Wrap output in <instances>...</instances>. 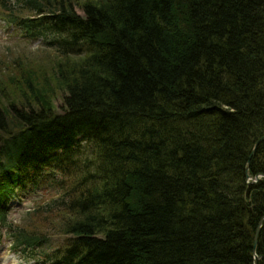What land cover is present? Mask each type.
Here are the masks:
<instances>
[{
    "label": "trees",
    "instance_id": "16d2710c",
    "mask_svg": "<svg viewBox=\"0 0 264 264\" xmlns=\"http://www.w3.org/2000/svg\"><path fill=\"white\" fill-rule=\"evenodd\" d=\"M2 13L59 54L0 85V234L14 248L58 234L40 264H264V176L246 175L264 174V139L249 157L264 134V0H0ZM27 187L53 193L32 226L8 218Z\"/></svg>",
    "mask_w": 264,
    "mask_h": 264
},
{
    "label": "rangeland",
    "instance_id": "374dc122",
    "mask_svg": "<svg viewBox=\"0 0 264 264\" xmlns=\"http://www.w3.org/2000/svg\"><path fill=\"white\" fill-rule=\"evenodd\" d=\"M76 11L80 12V9L77 8ZM4 17L6 16L3 13L0 14V85L8 82L10 75H19L24 70V68L20 67H25V69L38 68L43 72H47V74L51 72L53 64L59 58L57 51L46 44L41 36L28 37L24 35L22 29L6 22ZM9 89L10 92L3 90L7 97H12L14 94L17 95L16 89L12 91L11 87ZM52 102L55 109L62 111L61 104L63 102L61 93L58 92L55 97L53 96ZM47 188L39 189L34 193L30 192V187L17 190L16 195L19 198L15 196L11 199L7 207L9 220L15 224L22 223L23 221H29V225L33 224L35 220L32 215L29 216L26 212L35 208L40 202L46 201L53 194L52 190ZM262 225L263 222L261 227ZM5 231L3 228L0 234V264L43 263L47 257L46 254L63 245L65 240V236L55 234L51 237L48 244L36 247L35 249L23 250L20 247L14 248L11 245V238Z\"/></svg>",
    "mask_w": 264,
    "mask_h": 264
},
{
    "label": "water",
    "instance_id": "95a60500",
    "mask_svg": "<svg viewBox=\"0 0 264 264\" xmlns=\"http://www.w3.org/2000/svg\"><path fill=\"white\" fill-rule=\"evenodd\" d=\"M262 139H264V134L261 135L257 140L256 142L254 143V146L253 148L251 149V152L249 154V157L253 155V153L255 152V149H256V146L258 145L259 141H261ZM248 165H249V161H247L246 163V171L248 170ZM247 175V181L248 182H254L256 181L260 176H264V174H257L255 175V177H252L251 175H249L248 173H246ZM262 221L263 219H260L257 226H256V229H255V234H254V249L255 250V246H256V243H257V240H258V235H259V231H260V228H261V224H262Z\"/></svg>",
    "mask_w": 264,
    "mask_h": 264
},
{
    "label": "bare ground",
    "instance_id": "6f19581e",
    "mask_svg": "<svg viewBox=\"0 0 264 264\" xmlns=\"http://www.w3.org/2000/svg\"><path fill=\"white\" fill-rule=\"evenodd\" d=\"M263 222V221H262ZM259 236V235H258ZM260 237V236H259Z\"/></svg>",
    "mask_w": 264,
    "mask_h": 264
}]
</instances>
